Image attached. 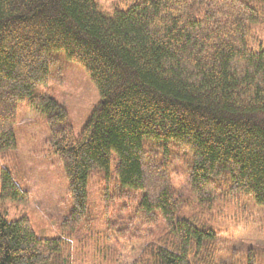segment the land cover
Listing matches in <instances>:
<instances>
[{"label": "trees", "instance_id": "16d2710c", "mask_svg": "<svg viewBox=\"0 0 264 264\" xmlns=\"http://www.w3.org/2000/svg\"><path fill=\"white\" fill-rule=\"evenodd\" d=\"M121 2L108 13L95 0H0V264H225L213 209L243 197L264 206V0ZM58 52L99 94L78 136L47 88ZM23 102L47 114L69 228L95 168L103 205L129 214L123 229L106 221L97 260L73 257L72 235L8 219L4 203L28 196L15 138ZM174 150L188 156L190 212L170 180Z\"/></svg>", "mask_w": 264, "mask_h": 264}, {"label": "rangeland", "instance_id": "374dc122", "mask_svg": "<svg viewBox=\"0 0 264 264\" xmlns=\"http://www.w3.org/2000/svg\"><path fill=\"white\" fill-rule=\"evenodd\" d=\"M95 1L101 10L108 13L112 12L114 6L123 5L121 0ZM55 54L57 61L47 88L66 108L73 133L78 136L99 101L98 90L81 65L67 60L61 52ZM49 137L47 114L26 102L21 103L15 138L20 169L25 178L22 188L27 190L28 196L25 201L7 200L4 203L8 219L21 216L28 218L40 237L72 235V256L77 255L78 259L88 262L97 260L101 254L97 251V239L106 230V221H115L117 227L123 229L129 214L117 208L116 211L107 210L103 205L102 181L95 168L90 171L87 181L86 213L70 229L67 219L72 204L68 179L57 154L47 149L46 141ZM169 160L170 180L183 199L182 206L190 212L197 205L185 179L189 166L188 156L174 150ZM211 214L219 231L218 260L222 259L225 264H246L248 253L257 251V264H264V206L256 204L251 197H243L238 202L233 199L225 205H219ZM77 242H80L79 247L76 246Z\"/></svg>", "mask_w": 264, "mask_h": 264}]
</instances>
